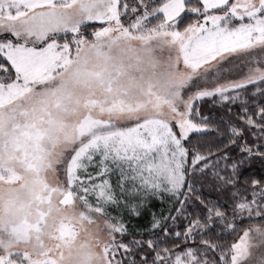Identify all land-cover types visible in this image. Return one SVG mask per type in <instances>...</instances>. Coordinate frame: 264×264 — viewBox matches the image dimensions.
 <instances>
[{
    "label": "rangeland",
    "instance_id": "obj_1",
    "mask_svg": "<svg viewBox=\"0 0 264 264\" xmlns=\"http://www.w3.org/2000/svg\"><path fill=\"white\" fill-rule=\"evenodd\" d=\"M60 1L0 0V15L32 12L53 35L102 24L91 41L58 42L37 77L11 78L0 65V264H119L115 207L145 172L173 180L186 164L183 141L199 130L194 103L264 78V0H201L206 14L183 31L171 26L185 0H167L157 27L134 32L117 0ZM10 47L19 58L23 48ZM66 192L72 201L62 205ZM226 262L264 264V222L239 234Z\"/></svg>",
    "mask_w": 264,
    "mask_h": 264
},
{
    "label": "trees",
    "instance_id": "obj_2",
    "mask_svg": "<svg viewBox=\"0 0 264 264\" xmlns=\"http://www.w3.org/2000/svg\"><path fill=\"white\" fill-rule=\"evenodd\" d=\"M166 1L116 5L121 23L134 32L157 27ZM205 14L203 1L185 0L171 28L183 31ZM100 25L84 22L76 33L51 38L91 41ZM13 39L0 35V65L11 78L1 43ZM190 116L199 130L184 139L186 164L174 171L175 178L145 172L136 195L115 207L118 236L111 246L119 264H227L239 234L264 222V78L200 97Z\"/></svg>",
    "mask_w": 264,
    "mask_h": 264
},
{
    "label": "crops",
    "instance_id": "obj_3",
    "mask_svg": "<svg viewBox=\"0 0 264 264\" xmlns=\"http://www.w3.org/2000/svg\"><path fill=\"white\" fill-rule=\"evenodd\" d=\"M178 7L180 6L176 7V11L178 10ZM32 14V12H26L23 13V15L17 17L13 15L10 19L5 18V16H3L2 14L0 15L1 21H5L7 24H13L14 26L17 25L23 32L24 30L33 31L34 34L32 40L30 41H27L28 39L22 40L11 35L12 38H14L13 40H7L1 43V52L4 56H6L11 67H13L14 77L17 79H20L19 77H25L26 74L33 75V77H37L38 75H40L43 71L46 70V66L48 65L50 59H53V57L51 56L52 53H54L55 50H59V48L61 47V44H59L58 42L56 43L55 40L51 38L53 33L46 31V29H48L49 23H47L46 25V22H44L43 20L35 23V20L32 19ZM1 29L3 28H0V30ZM40 29L42 30V32L37 31ZM6 32L7 30L3 29L0 31V35ZM10 44H12V47L18 46L23 48L19 51V58L13 59L12 56L7 55V49L11 48ZM27 54L30 57L29 65L24 59ZM22 56L24 58H22ZM5 87H7L6 82H2L0 78V98L2 99L0 100V102H4L3 100L6 95Z\"/></svg>",
    "mask_w": 264,
    "mask_h": 264
},
{
    "label": "water",
    "instance_id": "obj_4",
    "mask_svg": "<svg viewBox=\"0 0 264 264\" xmlns=\"http://www.w3.org/2000/svg\"><path fill=\"white\" fill-rule=\"evenodd\" d=\"M72 201V195L70 192H66L65 195L59 199V202L62 204V205H66L68 203H71Z\"/></svg>",
    "mask_w": 264,
    "mask_h": 264
}]
</instances>
